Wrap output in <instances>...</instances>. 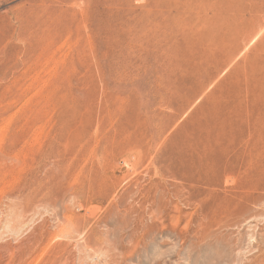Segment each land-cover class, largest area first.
Segmentation results:
<instances>
[{
	"label": "rangeland",
	"instance_id": "1",
	"mask_svg": "<svg viewBox=\"0 0 264 264\" xmlns=\"http://www.w3.org/2000/svg\"><path fill=\"white\" fill-rule=\"evenodd\" d=\"M0 264H264V0H0Z\"/></svg>",
	"mask_w": 264,
	"mask_h": 264
},
{
	"label": "bare ground",
	"instance_id": "2",
	"mask_svg": "<svg viewBox=\"0 0 264 264\" xmlns=\"http://www.w3.org/2000/svg\"><path fill=\"white\" fill-rule=\"evenodd\" d=\"M201 165V164H200ZM192 168V167H191ZM194 169H196V168H194ZM191 170V169H190ZM190 172V171H189ZM199 173V172H198ZM205 173V172H204ZM195 175V174H194ZM201 176V175H200ZM204 176V175H203ZM207 176V175H206ZM195 178V177H194Z\"/></svg>",
	"mask_w": 264,
	"mask_h": 264
}]
</instances>
